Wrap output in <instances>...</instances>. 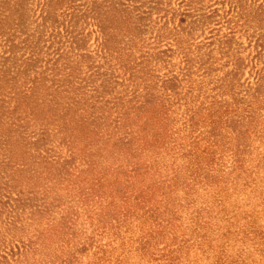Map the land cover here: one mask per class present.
Masks as SVG:
<instances>
[{
    "label": "rangeland",
    "instance_id": "obj_1",
    "mask_svg": "<svg viewBox=\"0 0 264 264\" xmlns=\"http://www.w3.org/2000/svg\"><path fill=\"white\" fill-rule=\"evenodd\" d=\"M0 264H264V0H0Z\"/></svg>",
    "mask_w": 264,
    "mask_h": 264
}]
</instances>
